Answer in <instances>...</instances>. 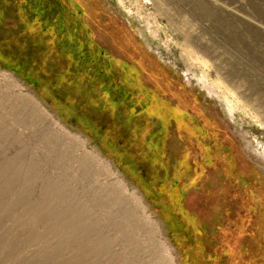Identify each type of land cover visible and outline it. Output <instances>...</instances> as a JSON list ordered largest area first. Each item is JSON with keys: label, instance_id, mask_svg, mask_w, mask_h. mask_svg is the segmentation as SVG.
I'll use <instances>...</instances> for the list:
<instances>
[{"label": "rangeland", "instance_id": "1", "mask_svg": "<svg viewBox=\"0 0 264 264\" xmlns=\"http://www.w3.org/2000/svg\"><path fill=\"white\" fill-rule=\"evenodd\" d=\"M9 4L16 12L0 7V264H264V0ZM15 58L36 80L7 66ZM122 72L138 100L129 89L115 108L105 103ZM65 104L93 118L81 114V126ZM108 121L109 137L99 129ZM126 125L131 137L117 139ZM98 138L129 169V159L159 157L151 169L164 184L147 189L166 207Z\"/></svg>", "mask_w": 264, "mask_h": 264}, {"label": "trees", "instance_id": "2", "mask_svg": "<svg viewBox=\"0 0 264 264\" xmlns=\"http://www.w3.org/2000/svg\"><path fill=\"white\" fill-rule=\"evenodd\" d=\"M9 2H11L12 3V0H2L1 2H0V7H2L3 9L4 8H6V6H9L11 9L12 8H14L13 6L11 7L10 6V4H9ZM33 1H31L30 3H32ZM32 5L33 6H35V3L33 4L32 3ZM13 10V9H12ZM13 12H16V10L14 9L13 10ZM32 17V16H31ZM34 17H36L37 18V15H35ZM14 56H15V54H14ZM10 62H8L7 63V66H10L11 64H9V63H11V62H14V63H16V65L17 66H15V67H17V68H19L20 70H17V72H19V73H21L22 75H23V77H26V79H28L30 82H32V80H36V79H34V78H31V79H29V78H27V77H29V76H26L25 74H24V72L22 71V67L24 68V66H22L23 65V62L21 61V59H16L15 58V60H9ZM117 66V70L116 71H123V69H122V67H121V65H116ZM34 66H32V68H33ZM35 71H37L38 73H40V74H43V75H46L47 74V72H45V71H43L42 69H41V67L40 68H38V70H35ZM121 74V76H117V83L119 82V83H121L122 85H123V87H121L120 89H119V92L117 91V92H115V89L113 88V86L111 87V91H110V94H109V98L106 100V103L105 104H108V103H110V102H112L111 103V106H112V104L113 105H115V108H118L119 107V105H120V96L121 97H123V99H125V100H128V98H129V95H128V93H129V89H132L134 92H135V94H133V95H131L133 98H136L137 100H138V98H137V95H136V93H138V91L136 90V88H135V86L133 85V83H132V81L131 80H129V79H126L125 78V73H120ZM21 75V76H22ZM113 78V77H112ZM109 83V86H111V83L110 82H108ZM126 83V84H125ZM133 87H134V89H133ZM95 88H96V94L98 95V96H102V98L101 99H106L105 98V96L107 95V92L106 91H104V92H106V94L102 91V92H100L101 91V89H98L97 88V86H95ZM51 91L52 90H49V93L48 94H50V95H53L52 93H51ZM42 92H44L43 90H42ZM45 93V92H44ZM122 93L123 95H120V94ZM130 94V93H129ZM130 98L129 100L130 101H133V98ZM138 97L139 98H141V96H140V94L138 95ZM152 97H151V95H150V99H151ZM145 99H149V96H144V100ZM143 100V101H144ZM109 101V102H108ZM143 101L140 103L141 105H143L144 106V103H143ZM72 105V104H71ZM71 105H64L63 107H65V108H69V115H68V117L67 118H70V119H72L73 121H75L77 124H81L76 118H79L78 116H80L81 114H83V115H85L86 117L85 118H83V119H85L86 121H87V119H90V121H91V119L93 118L92 117V114H89V113H85L86 111H81V109H79V108H76V106H71ZM103 105V108L104 109H106V107H105V105L104 104H102ZM140 105V106H141ZM141 108H142V106H141ZM98 109L100 110V108L98 107ZM111 111V110H110ZM110 111H109V115L108 116H111L112 114H110ZM101 112V111H100ZM112 112V111H111ZM136 114V113H135ZM64 118H66V116H63ZM98 118H100V117H98ZM107 118V117H106ZM159 120L162 122L163 121V118H158V120H157V122L160 124V122H159ZM109 121H112V119H110ZM108 121V122H109ZM110 123V125H100V130H102L103 129V127H104V129H105V131H103V133H107V135H108V137L111 135V132H112V128H111V122H109ZM107 124V123H106ZM113 124V123H112ZM81 126H83L82 124H81ZM126 127V129L125 128H123V127H119L118 129H116V131H117V134H116V136H117V139H118V137L119 136H121V138L123 137V138H129V137H131L130 135V133L128 132L129 130H130V128H129V125H126L125 126ZM162 128V127H161ZM163 129V128H162ZM162 129L161 130H159L158 132H157V136L159 137L161 134H162ZM107 130V131H106ZM99 133H100V131H98ZM115 132V131H114ZM92 137H94V136H92ZM100 141V143L101 144H103L104 146H106L107 147V150H109L110 151V154L109 155H111L112 157H114V159L116 160V162L120 165V166H122L123 167V170L125 171V172H130L129 173V175H131V179L133 178V180L134 181H136V182H138L139 183V185L141 184L142 185V187H143V190H144V192H145V196H147V199L149 200V201H151V203L158 209V210H162L163 208L162 207H166V202L167 201H165L164 199H165V196L164 195H162V197H163V201H164V203H162L161 202V200L159 199H157V201L158 202H156L155 204H154V202L152 201V200H154L153 199V197H154V194L153 193H149L150 191H148V189H147V185H148V183H150V182H153L154 180H155V182H157V184H158V186H157V188H159L160 190H161V187H160V185H162V184H164V180H161V179H158V178H156L154 175H153V172H152V167H154L153 166V164L156 162V159H158L159 157L157 156V158L155 159V160H153V161H151V159L149 158V157H145L144 155L142 156V158L140 159V160H138V159H136V158H134L133 160L132 159H129V165L128 166H130L131 168L129 169L128 167H127V163H125L124 161H123V159H122V156L123 157H125L123 154H121L120 153V151L118 150V149H113V147H112V145H110L109 144V142L110 141H106L107 143H104V141H103V139H105V138H103L102 140H101V138H98ZM97 139V140H98ZM113 141H117V145H118V140H113ZM130 144H132V142L130 143ZM134 145H136V143L134 144ZM138 145H140V144H138ZM144 146L143 147H141L140 146V149L142 148L143 149V151L145 152L146 150H147V146L145 145V144H143ZM120 155H122L121 157H120ZM151 156H152V154H151ZM126 158V157H125ZM131 158V157H130ZM137 161L141 164V165H143V163H147L148 164V166L150 167L149 168V172L148 173H144L143 172V166H141V165H139V163H137ZM160 163V162H159ZM158 163V164H159ZM162 164V163H161ZM160 164V165H161ZM138 166H141L142 167V169H140ZM160 167H162V166H160ZM126 168V169H125ZM134 168H136V169H138V170H134ZM137 171H139V173L140 174H138V172ZM157 180V181H156ZM180 192V190H178L176 193L178 194ZM168 197H169V195H168ZM155 198V197H154ZM164 211V210H163ZM175 218H177V217H175ZM179 219V218H178Z\"/></svg>", "mask_w": 264, "mask_h": 264}, {"label": "bare ground", "instance_id": "3", "mask_svg": "<svg viewBox=\"0 0 264 264\" xmlns=\"http://www.w3.org/2000/svg\"><path fill=\"white\" fill-rule=\"evenodd\" d=\"M1 80H2V82L4 83V85H5V89H10V88H16L17 86L16 85H14V83L10 80V79H8L7 77H1ZM22 100V102H24L25 104H26V107L27 108H29V106L31 107V110L33 111V112H35V113H37V108H36V106H35V104H33V102L30 100V99H28V98H26V97H24V98H22L21 99ZM35 110V111H34ZM39 112V111H38ZM38 114V113H37ZM39 116V115H38Z\"/></svg>", "mask_w": 264, "mask_h": 264}]
</instances>
